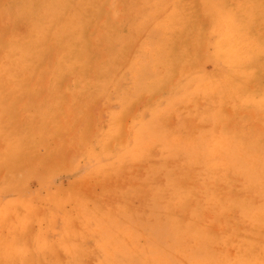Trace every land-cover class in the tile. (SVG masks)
<instances>
[{
	"label": "rangeland",
	"instance_id": "1",
	"mask_svg": "<svg viewBox=\"0 0 264 264\" xmlns=\"http://www.w3.org/2000/svg\"><path fill=\"white\" fill-rule=\"evenodd\" d=\"M263 32L264 0H0V264H264Z\"/></svg>",
	"mask_w": 264,
	"mask_h": 264
},
{
	"label": "bare ground",
	"instance_id": "2",
	"mask_svg": "<svg viewBox=\"0 0 264 264\" xmlns=\"http://www.w3.org/2000/svg\"><path fill=\"white\" fill-rule=\"evenodd\" d=\"M110 1V0H109ZM13 7H14V5H13ZM11 8V7H10ZM9 12V11H8ZM14 13V12H13ZM12 13V14H13ZM9 14V13H8ZM236 22V21H235ZM264 33V32H263ZM259 34V33H258ZM244 35H245V33H244ZM12 37V36H11ZM243 38V37H242ZM238 41V40H237ZM245 41V40H244ZM240 42V41H239ZM233 44V43H232ZM235 45V44H234ZM227 46V45H226ZM225 47V46H224ZM222 48V47H221ZM229 57V56H228ZM231 58V57H230ZM50 71V70H49ZM238 71H239V69H238ZM243 73V72H242ZM134 142V141H133ZM224 142V141H223ZM209 165V164H208ZM13 184V183H12ZM228 205V204H227ZM52 262V261H51Z\"/></svg>",
	"mask_w": 264,
	"mask_h": 264
}]
</instances>
